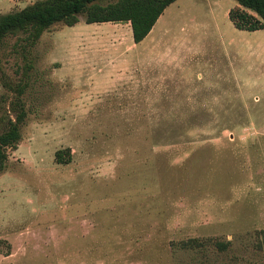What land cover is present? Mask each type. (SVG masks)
<instances>
[{
	"label": "rangeland",
	"instance_id": "obj_1",
	"mask_svg": "<svg viewBox=\"0 0 264 264\" xmlns=\"http://www.w3.org/2000/svg\"><path fill=\"white\" fill-rule=\"evenodd\" d=\"M235 4L176 0L139 43L83 15L4 39L0 130L23 83L27 115L0 170V264L264 261V29L234 28Z\"/></svg>",
	"mask_w": 264,
	"mask_h": 264
},
{
	"label": "trees",
	"instance_id": "obj_2",
	"mask_svg": "<svg viewBox=\"0 0 264 264\" xmlns=\"http://www.w3.org/2000/svg\"><path fill=\"white\" fill-rule=\"evenodd\" d=\"M176 0H37L26 7L0 15V47L8 35L24 34V40L33 46L42 33L55 23L73 26L84 16L86 23L114 22L128 23L134 43L141 42L151 31L164 9ZM228 12L233 27L239 30L256 31L264 29V0H235ZM26 83L16 88L17 99L10 105L13 114L7 116L0 130V170L7 159V148L14 149L21 140L20 127L26 118L20 97ZM70 148L56 152V162L71 161ZM264 238V230L261 231ZM264 241V239H263ZM213 242V243H212ZM214 244L221 250L228 248V242L212 238H190L180 241L181 248L202 249ZM247 264H264L248 262Z\"/></svg>",
	"mask_w": 264,
	"mask_h": 264
},
{
	"label": "crops",
	"instance_id": "obj_3",
	"mask_svg": "<svg viewBox=\"0 0 264 264\" xmlns=\"http://www.w3.org/2000/svg\"><path fill=\"white\" fill-rule=\"evenodd\" d=\"M126 24H128V23H126Z\"/></svg>",
	"mask_w": 264,
	"mask_h": 264
}]
</instances>
